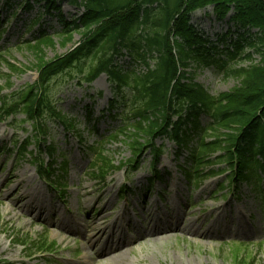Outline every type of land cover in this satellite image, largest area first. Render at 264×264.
Listing matches in <instances>:
<instances>
[{"label": "rangeland", "instance_id": "374dc122", "mask_svg": "<svg viewBox=\"0 0 264 264\" xmlns=\"http://www.w3.org/2000/svg\"><path fill=\"white\" fill-rule=\"evenodd\" d=\"M126 1L113 0L109 6ZM32 6L31 11H26L23 0L0 4V28H5L0 34V52L5 51L6 58L18 68H29L22 74H11L4 63L0 64L2 95L38 78L36 67H33L38 61L27 49L26 41L36 37L40 26L53 33L55 40L54 46H44L45 61L66 54L82 40L83 29L74 32L70 40H62L56 35L63 30L57 13L60 12L65 21H70L83 11L82 7L74 5L71 0H58L59 9L48 15L46 0ZM208 9L211 13L198 11L189 23L202 27L214 40L224 34L228 41L236 39L242 30L239 24L229 20L234 10L231 9L223 20L215 22L214 15H209L212 14L210 7ZM161 13L160 10L159 19ZM156 18L152 11L147 24L137 28L134 35L151 33L152 21ZM35 20L39 21L35 23ZM222 47L220 45L219 49ZM221 55L219 53L217 57ZM253 57L259 60L256 53ZM93 60L90 57L84 62L85 71L96 64L97 61ZM232 63L225 68H218L216 63L196 68L190 63L186 70L194 73L195 81L208 94L216 96L230 92L240 84V79L225 75L224 69ZM249 63L241 62L233 67L248 66ZM8 74L12 75L10 83L7 82ZM73 75L75 78L70 80L67 73L57 77L49 89L58 109L77 119L75 134H67L58 124L49 123L53 140L60 150L58 162L65 160L67 163L66 173L59 176L66 185L61 192L66 204L59 197V191L40 178L29 154L16 155L17 147L27 135L35 133L34 127L22 122L23 114H18L12 125L9 124L11 119L5 123L0 121V147L5 150L0 152V264H23V261L25 264H248L251 261L264 264V190L257 198L251 186L244 184L239 188L236 199L230 195L229 179L224 183L226 188L218 190L227 174L210 178L199 188L189 186L178 168V163L185 160L187 150L178 155L177 146L167 138L156 140L159 146L163 143L161 154L151 153L146 148L141 159L136 156L141 164L134 170L130 164L129 180H125L126 167L119 170L121 168L116 166L131 158L133 149L123 136L116 141L107 138L119 126L126 124L119 116L124 106L108 107L115 96L105 74L89 85L84 83L80 86L77 81L81 74L75 72ZM123 99L129 101L131 96ZM93 118L99 122L102 136L90 131ZM206 118L203 117V122ZM130 130L134 131L132 127ZM143 138L141 135L140 140ZM30 142L28 151L35 153L40 163L45 165L49 159L40 148L42 142ZM97 145L102 146L103 155L91 169L89 162L93 155L89 149ZM218 167L224 166H215V169ZM154 172L159 173L160 179L155 178ZM99 173L106 174L105 183L98 184L93 179ZM151 177L155 179L152 185L149 182ZM124 186L131 189L127 198L121 195ZM153 225L156 230L167 228L164 233L173 235L154 241V235L146 236ZM102 227L105 230L99 234V239L98 234L91 236L93 228L98 231ZM193 230L201 236L193 235ZM44 235L48 244L55 245L56 254L51 262L45 263L42 256H38L41 253L26 258L33 241ZM15 236L27 240L18 245L14 243Z\"/></svg>", "mask_w": 264, "mask_h": 264}, {"label": "trees", "instance_id": "16d2710c", "mask_svg": "<svg viewBox=\"0 0 264 264\" xmlns=\"http://www.w3.org/2000/svg\"><path fill=\"white\" fill-rule=\"evenodd\" d=\"M24 1V8H32L30 0ZM74 1L84 6L86 12L79 22L65 23L58 37L70 40L72 32L83 29V41L66 55L45 61L44 46H54L55 40L45 31H39L32 41H27L26 46L38 61L34 66L39 71V81L21 88L11 96H4L0 110L9 112L8 115L24 112L28 119L35 121L34 125L41 134L47 135L50 127L46 124V118L63 125L74 122V119L67 118L65 113L57 109L50 96L49 89L53 81L64 73L72 79L76 72L83 74L82 81L91 82L101 72H107L115 85L114 89L125 92L123 98L128 91L134 98L119 102L131 110L134 119L133 123H127L119 133L111 136L112 139L123 134L137 155L147 146L153 147L159 154L161 150L154 145V140L159 136H167L180 148L198 137L197 145L190 149L193 166L185 170L187 178L191 180L194 177L199 182L201 178L217 174L208 168L225 164L234 176L236 174V181L251 186L258 197L261 174L264 173V0H127L124 4L114 6H109L113 0ZM155 2L161 3L162 17L158 18L159 13L152 21L151 33L132 37L131 33L134 34L137 28L147 24L150 19V10L144 9V5ZM55 3L56 0L47 1L48 13L56 8ZM208 4L215 6L220 18L233 6V19L245 28L237 39L231 41L223 57H217V47L210 45L188 25L190 12ZM177 14L179 16L175 18ZM252 28H257V31L251 32ZM171 33L182 39L181 43H177V56L172 51ZM119 46L129 48L131 55L141 60L148 52L156 51L158 57L155 69L145 75H137L133 71L122 72L111 66L112 54ZM248 49L253 51L249 52ZM96 52L98 56L101 55L98 63L86 72L84 62L90 57L95 60ZM254 53L259 56L257 62H252ZM241 60H249L251 64L224 69L225 75L240 79L239 86L217 96L208 94L195 81L194 73L180 71V68L185 69L190 63L196 68L212 63H216L218 68H225L230 61ZM1 62L8 63L13 73L22 72L9 63L3 53H0ZM201 113L212 117L210 127L200 125ZM173 116H177L176 122L172 121ZM187 121L192 126L183 129ZM128 127L134 128V131H128ZM141 135L144 136L142 141ZM206 136L211 140L206 141ZM28 144L29 140L26 147ZM47 149L52 156L56 155L55 144ZM235 167L237 169L233 172ZM224 172L219 170V174Z\"/></svg>", "mask_w": 264, "mask_h": 264}, {"label": "bare ground", "instance_id": "6f19581e", "mask_svg": "<svg viewBox=\"0 0 264 264\" xmlns=\"http://www.w3.org/2000/svg\"><path fill=\"white\" fill-rule=\"evenodd\" d=\"M105 230V227H102L100 230H98L97 231V228H93V233L91 234V236H95V235H97L98 234V238L97 239H99V234L101 233V232H103ZM173 230V229H172ZM171 230V231H172ZM150 231H151V233H150ZM166 231H168V229L167 228H162V229H159V230H156V228H155V225H153V226H151V228H150V230L148 231V234L146 235V236H148L149 234H151V235H154L155 237H154V241H159V240H163V239H166V238H168V237H170L171 235H173V234H171V233H164V232H166ZM191 232V230L188 232V233H190ZM197 232V230H193V235H196L195 233ZM159 233H161L160 235H157V234H159ZM140 235H141V233H140ZM157 235V236H156ZM196 236H201V235H196ZM87 240V239H86ZM88 241V240H87Z\"/></svg>", "mask_w": 264, "mask_h": 264}]
</instances>
